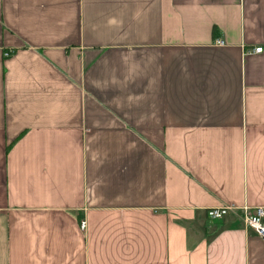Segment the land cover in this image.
Returning <instances> with one entry per match:
<instances>
[{"label":"crops","instance_id":"obj_1","mask_svg":"<svg viewBox=\"0 0 264 264\" xmlns=\"http://www.w3.org/2000/svg\"><path fill=\"white\" fill-rule=\"evenodd\" d=\"M257 46L264 0H0V264H264L207 215L264 205Z\"/></svg>","mask_w":264,"mask_h":264},{"label":"built area","instance_id":"obj_2","mask_svg":"<svg viewBox=\"0 0 264 264\" xmlns=\"http://www.w3.org/2000/svg\"><path fill=\"white\" fill-rule=\"evenodd\" d=\"M215 42L219 45H223L225 43L222 39H216ZM263 49V46H257L250 50L249 53L262 52ZM11 54V50L5 51L6 56H10ZM231 212H237L244 226L249 230H253L264 242V205L255 207L246 205L243 207H238L235 204H229L225 206L209 208L207 210V215L211 219H220ZM86 225V221L82 220L80 223L81 228L85 229Z\"/></svg>","mask_w":264,"mask_h":264}]
</instances>
